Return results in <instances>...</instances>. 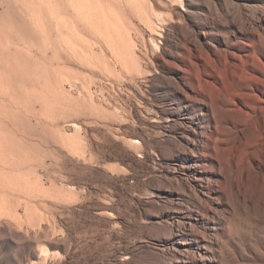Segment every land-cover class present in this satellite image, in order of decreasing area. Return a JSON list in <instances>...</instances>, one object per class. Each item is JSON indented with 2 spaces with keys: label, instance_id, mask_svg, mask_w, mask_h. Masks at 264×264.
Instances as JSON below:
<instances>
[{
  "label": "rangeland",
  "instance_id": "374dc122",
  "mask_svg": "<svg viewBox=\"0 0 264 264\" xmlns=\"http://www.w3.org/2000/svg\"><path fill=\"white\" fill-rule=\"evenodd\" d=\"M0 264H264V0H0Z\"/></svg>",
  "mask_w": 264,
  "mask_h": 264
}]
</instances>
